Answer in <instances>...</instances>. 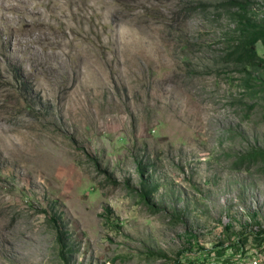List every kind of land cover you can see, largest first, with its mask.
Listing matches in <instances>:
<instances>
[{"label": "rangeland", "instance_id": "1", "mask_svg": "<svg viewBox=\"0 0 264 264\" xmlns=\"http://www.w3.org/2000/svg\"><path fill=\"white\" fill-rule=\"evenodd\" d=\"M231 2L0 0V264H223L238 250L215 249L245 236L259 249L264 161L236 164L264 147V100L224 59Z\"/></svg>", "mask_w": 264, "mask_h": 264}, {"label": "trees", "instance_id": "2", "mask_svg": "<svg viewBox=\"0 0 264 264\" xmlns=\"http://www.w3.org/2000/svg\"><path fill=\"white\" fill-rule=\"evenodd\" d=\"M233 6H238L235 16L239 20V30L237 43L225 57V60H233L237 62V66L240 67L244 73L242 79V85L246 92L252 98H258L264 100V55L260 53V49H264V18L257 21L251 15V10L248 0H231ZM234 1V2H233ZM225 5V3H223ZM227 5V4H226ZM261 48H258V45ZM260 103H263L262 101ZM264 161V147L253 148L246 155L242 156L237 162V166L241 167L245 163L251 165L254 162ZM155 190H151L143 186V192L141 194L142 199L149 202L152 199ZM62 215L55 213L51 215L49 220L57 232L59 241L66 246L65 240H62ZM256 242L262 243L264 239V229L254 233ZM247 237H241L232 246L216 248L217 255H223L229 249L239 250L246 245ZM208 261L206 259L202 262H192L190 260L178 259L174 264H205Z\"/></svg>", "mask_w": 264, "mask_h": 264}, {"label": "built area", "instance_id": "3", "mask_svg": "<svg viewBox=\"0 0 264 264\" xmlns=\"http://www.w3.org/2000/svg\"><path fill=\"white\" fill-rule=\"evenodd\" d=\"M258 248L259 249L257 251L252 252V250H250L249 248L245 249V247H243L238 251H235L236 253L232 257H227V259L224 260L223 264H264V239L262 243L258 245ZM229 251L234 250L229 249ZM226 253L222 257H225ZM212 259H214L212 261L216 263V257Z\"/></svg>", "mask_w": 264, "mask_h": 264}]
</instances>
